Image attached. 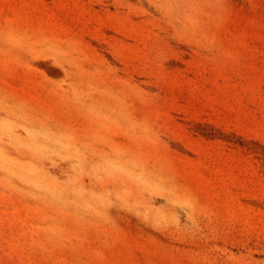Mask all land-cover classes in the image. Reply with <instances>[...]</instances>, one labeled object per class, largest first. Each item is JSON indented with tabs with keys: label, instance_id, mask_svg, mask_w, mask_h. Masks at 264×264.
<instances>
[{
	"label": "rangeland",
	"instance_id": "374dc122",
	"mask_svg": "<svg viewBox=\"0 0 264 264\" xmlns=\"http://www.w3.org/2000/svg\"><path fill=\"white\" fill-rule=\"evenodd\" d=\"M0 264H264V0H0Z\"/></svg>",
	"mask_w": 264,
	"mask_h": 264
}]
</instances>
